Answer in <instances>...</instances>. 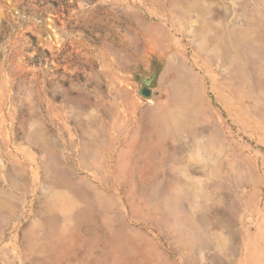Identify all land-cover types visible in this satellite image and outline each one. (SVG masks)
Masks as SVG:
<instances>
[{
  "label": "rangeland",
  "instance_id": "1",
  "mask_svg": "<svg viewBox=\"0 0 264 264\" xmlns=\"http://www.w3.org/2000/svg\"><path fill=\"white\" fill-rule=\"evenodd\" d=\"M0 264H264V0H0Z\"/></svg>",
  "mask_w": 264,
  "mask_h": 264
},
{
  "label": "water",
  "instance_id": "2",
  "mask_svg": "<svg viewBox=\"0 0 264 264\" xmlns=\"http://www.w3.org/2000/svg\"><path fill=\"white\" fill-rule=\"evenodd\" d=\"M149 81L146 82L147 85H149ZM142 95L149 96L151 94V90L148 87H144L141 91Z\"/></svg>",
  "mask_w": 264,
  "mask_h": 264
}]
</instances>
